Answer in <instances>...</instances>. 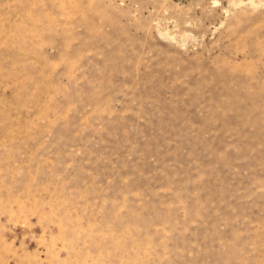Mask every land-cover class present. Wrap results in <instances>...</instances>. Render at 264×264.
Listing matches in <instances>:
<instances>
[{
	"label": "rangeland",
	"instance_id": "1",
	"mask_svg": "<svg viewBox=\"0 0 264 264\" xmlns=\"http://www.w3.org/2000/svg\"><path fill=\"white\" fill-rule=\"evenodd\" d=\"M0 264H264V0H0Z\"/></svg>",
	"mask_w": 264,
	"mask_h": 264
}]
</instances>
